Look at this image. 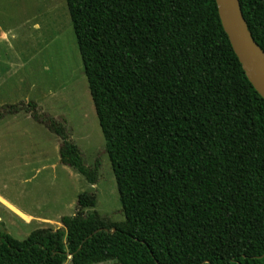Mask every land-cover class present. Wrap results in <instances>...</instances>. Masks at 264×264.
<instances>
[{"label":"trees","instance_id":"1","mask_svg":"<svg viewBox=\"0 0 264 264\" xmlns=\"http://www.w3.org/2000/svg\"><path fill=\"white\" fill-rule=\"evenodd\" d=\"M264 49V0H240ZM125 219L79 194L58 228L18 239L0 228V264H264V97L217 0H67ZM27 112L61 138L60 160L90 183L66 119Z\"/></svg>","mask_w":264,"mask_h":264},{"label":"rangeland","instance_id":"2","mask_svg":"<svg viewBox=\"0 0 264 264\" xmlns=\"http://www.w3.org/2000/svg\"><path fill=\"white\" fill-rule=\"evenodd\" d=\"M30 100L66 119L88 164L101 160L100 178L92 184L62 163L61 138L29 113L6 116L0 120V228L18 239L58 228L62 216L75 214L84 191L97 194L93 210L123 221L67 0H0V107Z\"/></svg>","mask_w":264,"mask_h":264},{"label":"water","instance_id":"3","mask_svg":"<svg viewBox=\"0 0 264 264\" xmlns=\"http://www.w3.org/2000/svg\"><path fill=\"white\" fill-rule=\"evenodd\" d=\"M223 26L247 76L264 97V49L255 40L240 0H217Z\"/></svg>","mask_w":264,"mask_h":264},{"label":"crops","instance_id":"4","mask_svg":"<svg viewBox=\"0 0 264 264\" xmlns=\"http://www.w3.org/2000/svg\"><path fill=\"white\" fill-rule=\"evenodd\" d=\"M20 212H21V211H20ZM21 214H23L24 216H26V214H24V213H22V212H21ZM29 216H31V215H29Z\"/></svg>","mask_w":264,"mask_h":264},{"label":"bare ground","instance_id":"5","mask_svg":"<svg viewBox=\"0 0 264 264\" xmlns=\"http://www.w3.org/2000/svg\"><path fill=\"white\" fill-rule=\"evenodd\" d=\"M65 102H66V101H65ZM65 102H64V103H65Z\"/></svg>","mask_w":264,"mask_h":264}]
</instances>
